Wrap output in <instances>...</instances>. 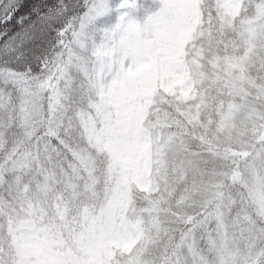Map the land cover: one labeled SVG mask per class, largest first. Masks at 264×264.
<instances>
[{
    "label": "snow or ice",
    "instance_id": "1",
    "mask_svg": "<svg viewBox=\"0 0 264 264\" xmlns=\"http://www.w3.org/2000/svg\"><path fill=\"white\" fill-rule=\"evenodd\" d=\"M0 264H264V0H0Z\"/></svg>",
    "mask_w": 264,
    "mask_h": 264
}]
</instances>
